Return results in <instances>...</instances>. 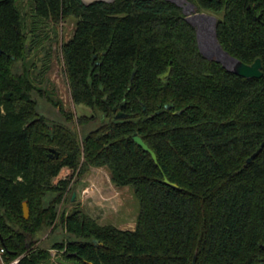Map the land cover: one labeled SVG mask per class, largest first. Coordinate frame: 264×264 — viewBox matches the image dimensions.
Segmentation results:
<instances>
[{
    "label": "trees",
    "instance_id": "obj_1",
    "mask_svg": "<svg viewBox=\"0 0 264 264\" xmlns=\"http://www.w3.org/2000/svg\"><path fill=\"white\" fill-rule=\"evenodd\" d=\"M185 1L216 16L224 52L245 65L261 60V78L239 77L204 57L195 26L168 0H0V243L7 262L44 264L55 251L61 264H192L195 255V264H264V147L246 164L264 142V0ZM33 19L75 21L60 48L64 72L73 105L99 119L82 140L36 110L33 94L57 103L30 71ZM118 113L125 118L116 120ZM78 122L88 123L84 116ZM98 168L116 188L131 190L133 230L100 225L75 205L58 214L72 180L54 184L59 173ZM51 226L66 238L36 246Z\"/></svg>",
    "mask_w": 264,
    "mask_h": 264
},
{
    "label": "rangeland",
    "instance_id": "obj_2",
    "mask_svg": "<svg viewBox=\"0 0 264 264\" xmlns=\"http://www.w3.org/2000/svg\"><path fill=\"white\" fill-rule=\"evenodd\" d=\"M182 8L183 13L189 20L193 14H204L209 18L203 29L195 26L198 33V44L201 53L213 59L216 58L218 46L214 40L215 18L216 16L206 11L196 10L194 5L188 4L183 0L180 4L174 0H169ZM27 15H31L29 11L28 1H23ZM23 6V5H22ZM191 7L193 13L189 15L185 7ZM18 7L20 5L18 4ZM191 23V21L189 20ZM29 27L35 32L34 38L29 32V41L34 43V50L28 57L30 71L37 76V85L41 89H45L47 95L57 103L52 105L44 94H33L36 102V110L46 121L48 125L52 123H61L71 130L75 131L77 138L82 137L92 128L98 126L99 119L92 120L91 112L82 107L74 106L71 100L67 78L64 72L61 45L69 40L74 30L75 21L67 19L53 25L51 21H41L33 19L28 21ZM210 24V25H209ZM30 31V30H29ZM220 50V49H219ZM69 113L70 120H67L63 114ZM87 120V125H80L79 117ZM91 117V118H90ZM91 119V120H90ZM71 177L69 189L62 196V202L57 206L58 214L65 211L68 213L74 205L82 209L90 218L95 219L100 225H112L121 230H133L135 227V219L137 214V203L133 198L129 188H116L110 182L109 172L106 168L91 169L85 174H78L68 169H63L58 177L53 180L56 184L60 179ZM75 193V201L71 202L70 197ZM56 197V194L50 193L48 199ZM66 238V234L61 226H57L52 230L50 228L43 229L37 239L36 246L48 247L52 241H60ZM51 260L44 264H61L55 251H50ZM67 264V263H66Z\"/></svg>",
    "mask_w": 264,
    "mask_h": 264
},
{
    "label": "water",
    "instance_id": "obj_3",
    "mask_svg": "<svg viewBox=\"0 0 264 264\" xmlns=\"http://www.w3.org/2000/svg\"><path fill=\"white\" fill-rule=\"evenodd\" d=\"M112 1L113 0H96V1H93V2L86 3V2H84L82 0V2L85 5H89V4H92L94 2H112ZM216 1H219V0H216ZM200 15L201 16H205L204 14H200ZM197 38H198V33H197ZM214 40L216 42L215 35H214ZM216 44H217V42H216ZM217 46H218V48L220 49L221 53L224 56V61H221V60H219L217 58H214V60L216 62L220 63L222 65V67L226 71H228V72H230V73H232L234 75H237L239 77L246 78V79H259V78H261V76H262V72H261L262 64H261V60L260 59H256L252 65H245L241 61H239L238 59H236L234 57H231L228 53L224 52L221 49V47L219 46V44H217ZM204 57H206V56H204ZM206 58L209 59V60H212L213 59L212 57H210V58L206 57ZM169 71L164 76H162V78L167 77L169 75ZM9 97H10L9 94L8 95H5V98L6 99H9ZM168 107L171 108L172 107V104L169 105ZM115 112H116V110H113V113H115ZM125 116H126L125 114L118 113V114H116L115 119L116 120L123 119V118H125ZM132 141L139 148H141L144 152H146L147 154H149L150 157H151V159L153 160V162L157 165L156 155L151 151V149H149V147L143 142V140L137 134H134L132 136ZM263 147H264V142L262 143L261 147L249 159H247L246 164L252 163L253 160L259 155V153L261 152V150L263 149ZM51 153H55V156L58 157V153L55 152V150L51 149ZM164 184L169 185L172 188H176V185L171 184L167 180V178H164ZM74 200H75V193L72 194V198H71V201L72 202H74ZM22 215H23V219H25V220H27L29 218V208H28V205H27L26 202H23L22 203ZM95 243H97V241H95ZM195 262H196V255L194 257V260H193V263L192 264H195ZM260 264H262V263H260Z\"/></svg>",
    "mask_w": 264,
    "mask_h": 264
},
{
    "label": "bare ground",
    "instance_id": "obj_4",
    "mask_svg": "<svg viewBox=\"0 0 264 264\" xmlns=\"http://www.w3.org/2000/svg\"><path fill=\"white\" fill-rule=\"evenodd\" d=\"M84 2L86 3H89V2H93V1H96V0H83ZM180 4H183L181 3L183 0H174ZM185 10L187 11V13H189V15H191V13H193V10L191 7L187 6L185 7ZM189 20L191 21V23L201 29H203V27L205 26V24L210 21L209 18L205 17V16H201V15H196V14H193L192 16H190ZM210 25V24H209ZM217 53H215V56L217 59L221 60V61H224V56L223 54L221 53V51L219 49H217Z\"/></svg>",
    "mask_w": 264,
    "mask_h": 264
},
{
    "label": "built area",
    "instance_id": "obj_5",
    "mask_svg": "<svg viewBox=\"0 0 264 264\" xmlns=\"http://www.w3.org/2000/svg\"><path fill=\"white\" fill-rule=\"evenodd\" d=\"M5 252H6L5 248L0 243V264H18L19 262L18 258L7 262L4 258Z\"/></svg>",
    "mask_w": 264,
    "mask_h": 264
}]
</instances>
